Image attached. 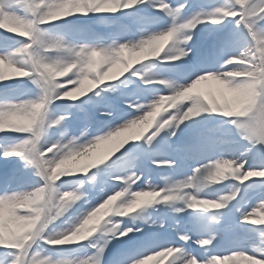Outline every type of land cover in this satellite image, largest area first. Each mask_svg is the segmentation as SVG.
<instances>
[{
    "label": "snow or ice",
    "instance_id": "1",
    "mask_svg": "<svg viewBox=\"0 0 264 264\" xmlns=\"http://www.w3.org/2000/svg\"><path fill=\"white\" fill-rule=\"evenodd\" d=\"M255 215L264 0H0V264H264Z\"/></svg>",
    "mask_w": 264,
    "mask_h": 264
},
{
    "label": "bare ground",
    "instance_id": "2",
    "mask_svg": "<svg viewBox=\"0 0 264 264\" xmlns=\"http://www.w3.org/2000/svg\"><path fill=\"white\" fill-rule=\"evenodd\" d=\"M135 57L137 58V60L142 59L141 56H137L135 55ZM135 62V61H134ZM115 69V68H114ZM118 69V68H116ZM201 88V90L205 91V92H213L216 93L218 92V88L220 87L216 82L214 81H206V82H202V84L199 86ZM213 89V90H212ZM158 118V117H157ZM144 127V125H140L138 126L137 129H133L127 132H123L121 133L119 136L112 138L109 141H106L104 143H102L98 150L96 151H100L101 149L104 150L106 147L104 145H106L107 147H110L111 153L108 155H104V156H110L112 153H114V150L116 148V143L122 141V140H130L131 137L135 136L142 128ZM102 152V151H101ZM104 153V152H103ZM93 157H90V155L88 157H81L78 161H74L72 164L69 165V167L71 168H75L77 166L78 163H83L88 159H92ZM147 199V198H145ZM252 220H258V219H264V216L262 215H255L253 217H251ZM78 255H82V253H77ZM172 257L168 256V257H156L154 258L152 261H148L147 264H168V260H170ZM219 264H231V262L228 261H220Z\"/></svg>",
    "mask_w": 264,
    "mask_h": 264
},
{
    "label": "rangeland",
    "instance_id": "3",
    "mask_svg": "<svg viewBox=\"0 0 264 264\" xmlns=\"http://www.w3.org/2000/svg\"><path fill=\"white\" fill-rule=\"evenodd\" d=\"M125 55L127 56V55H129L128 53H125ZM132 60H133V66H136V64H135V62L134 61H136L137 60V58L135 57V55H133L132 56ZM140 60H142V59H140ZM118 73H119V69H113L112 70V72L111 73H109V75H118ZM85 88H87L88 87V85L87 84H85V86H84ZM219 89V88H218ZM213 90V89H212ZM75 95H79L78 93H75ZM171 110V109H170ZM144 128V127H143ZM142 128V129H143ZM132 138V137H131ZM130 138V139H131ZM129 140V139H128ZM105 144V143H104ZM116 144H118V143H116ZM100 146H102L101 144L100 145H97L94 149H92L91 151H90V153L88 154V156L90 155V157H93L92 159H99V158H102V157H104V155H108V154H110L111 153V151L112 150H110V147H107L106 145H104L106 148L104 149V150H100V151H96V150H98V148L100 147ZM113 150H115V149H113ZM102 151V152H101ZM104 152V153H103ZM113 154V153H112ZM88 156H86V157H88ZM81 158V157H80ZM80 158H78V160L80 159ZM109 158H111V155L109 156ZM78 160H72V161H68V162H66L64 165H62L61 166V170H64V169H73V168H71V167H69V165L70 164H72L74 161H78ZM258 203V202H257ZM249 211H251V209H249Z\"/></svg>",
    "mask_w": 264,
    "mask_h": 264
}]
</instances>
